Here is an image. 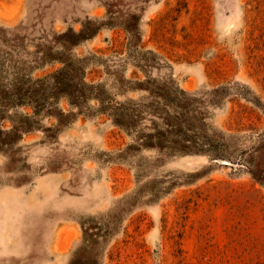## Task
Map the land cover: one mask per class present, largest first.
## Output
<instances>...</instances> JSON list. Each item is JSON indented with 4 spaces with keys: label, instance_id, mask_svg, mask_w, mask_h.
<instances>
[{
    "label": "rangeland",
    "instance_id": "rangeland-1",
    "mask_svg": "<svg viewBox=\"0 0 264 264\" xmlns=\"http://www.w3.org/2000/svg\"><path fill=\"white\" fill-rule=\"evenodd\" d=\"M0 28L26 61L87 58L86 81L115 102L169 108L176 87L207 125L202 153L171 156L168 142L129 149L66 98L30 122L31 107L4 109L0 264H264V0H0ZM13 72L0 61L1 90ZM162 116L138 129H166Z\"/></svg>",
    "mask_w": 264,
    "mask_h": 264
},
{
    "label": "trees",
    "instance_id": "trees-1",
    "mask_svg": "<svg viewBox=\"0 0 264 264\" xmlns=\"http://www.w3.org/2000/svg\"><path fill=\"white\" fill-rule=\"evenodd\" d=\"M66 35L63 36V38ZM23 41L18 38L14 28H0V44L5 43L9 51L0 54V61L13 63L15 72L1 77L2 80L12 84L13 87L7 91L0 89V113L4 109H15L22 106H29L33 113L30 116H24L27 122L36 117H46L57 113V104L61 98H66L72 109L79 112L95 111L100 114H106L111 118L113 123L124 129L131 137L132 144L129 149L134 147L143 148H159L166 149L167 142L171 146L170 155H193L202 153V145L197 141L199 133L207 128V125L194 119V102L192 96L184 91L172 87L169 92L172 94L170 107L166 108L158 103L156 105H144L140 102L129 100L127 102H115L107 96L104 86L101 83L87 82L85 79V64L87 58H78L73 55L60 58L57 56L40 57L26 61L20 57L19 51L15 54L12 50L18 48L17 43ZM19 56V57H18ZM46 59H48L46 61ZM59 61L62 67L41 78L32 77V71L39 69L44 65ZM21 67L27 68L25 70ZM31 71V72H30ZM129 84L131 82L129 81ZM130 89H132L129 86ZM178 94L185 95L183 99L186 104L183 117L178 116L177 109L183 108L179 106L182 99ZM163 89L158 88L154 92V97H163ZM96 102V105H91ZM169 106V105H167ZM171 108V114L169 113ZM60 114V113H59ZM62 114V112H61ZM162 115L168 117V123L165 124L166 129L162 130L153 127L149 133H142L138 129V124L145 117H149L152 123H156L159 119H164ZM183 120V121H182ZM170 137V141L167 138Z\"/></svg>",
    "mask_w": 264,
    "mask_h": 264
}]
</instances>
